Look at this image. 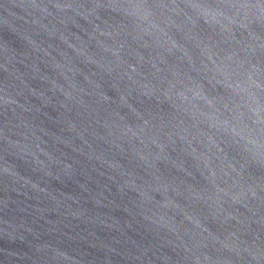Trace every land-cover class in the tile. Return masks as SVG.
I'll return each mask as SVG.
<instances>
[{
    "label": "water",
    "instance_id": "obj_1",
    "mask_svg": "<svg viewBox=\"0 0 264 264\" xmlns=\"http://www.w3.org/2000/svg\"><path fill=\"white\" fill-rule=\"evenodd\" d=\"M0 264H264V0H0Z\"/></svg>",
    "mask_w": 264,
    "mask_h": 264
}]
</instances>
